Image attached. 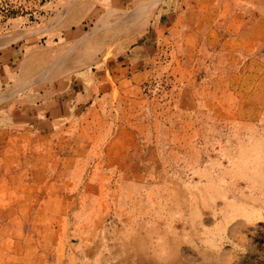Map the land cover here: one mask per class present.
I'll return each instance as SVG.
<instances>
[{
    "label": "rangeland",
    "instance_id": "1",
    "mask_svg": "<svg viewBox=\"0 0 264 264\" xmlns=\"http://www.w3.org/2000/svg\"><path fill=\"white\" fill-rule=\"evenodd\" d=\"M63 1L0 0V35ZM87 1L105 24L63 70L130 71L58 132H0V264H264V0H178L135 36L111 26L150 0Z\"/></svg>",
    "mask_w": 264,
    "mask_h": 264
},
{
    "label": "crops",
    "instance_id": "2",
    "mask_svg": "<svg viewBox=\"0 0 264 264\" xmlns=\"http://www.w3.org/2000/svg\"><path fill=\"white\" fill-rule=\"evenodd\" d=\"M63 2L56 13L46 12L41 23L28 21L31 15L18 17L0 35V132L43 137L58 132L91 104L96 85L103 83L99 76L114 79L130 71L131 59L125 55L110 59L106 70L103 66L98 72L93 65L63 70L67 60L76 66L87 59L77 52L76 45L95 27L93 20L97 16L89 10L87 0ZM120 2L126 5L131 0ZM177 9L178 0H163L151 22L160 24L162 16ZM103 15L99 14L97 21ZM254 25L256 22L248 20L241 29H253Z\"/></svg>",
    "mask_w": 264,
    "mask_h": 264
},
{
    "label": "bare ground",
    "instance_id": "3",
    "mask_svg": "<svg viewBox=\"0 0 264 264\" xmlns=\"http://www.w3.org/2000/svg\"><path fill=\"white\" fill-rule=\"evenodd\" d=\"M161 1L162 0H150L147 3L143 2L141 5L138 6V8H136L132 11H129L126 14H123V16H121V22H114L113 25L111 26V28H115V30L116 29L121 30L123 28L124 30H126V34L124 36H127V35H134L135 36L138 34L143 35L146 32V30L148 29L150 20L153 17L154 13L156 12L158 5L161 3ZM115 15L116 14L110 15L111 16L110 19L115 20V18L117 17ZM103 24H105V17L100 18V20L97 22L95 28L98 27L97 25L103 26ZM107 30L108 29H106V28H104L103 30H100V31L98 30L95 33V35L93 36L94 38L91 40V43L92 44L95 43L97 46L102 45L104 47L105 43L107 41V38H108V31ZM109 38H110V36H109ZM116 38H118V36ZM123 38H125V37H123ZM109 42H111V40ZM111 43H109V44H111ZM94 62L95 61L89 62L85 66L91 65Z\"/></svg>",
    "mask_w": 264,
    "mask_h": 264
}]
</instances>
